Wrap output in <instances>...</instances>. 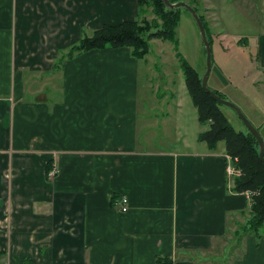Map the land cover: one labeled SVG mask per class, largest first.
<instances>
[{"label":"crops","instance_id":"obj_1","mask_svg":"<svg viewBox=\"0 0 264 264\" xmlns=\"http://www.w3.org/2000/svg\"><path fill=\"white\" fill-rule=\"evenodd\" d=\"M244 3L264 27V0ZM138 16L139 0H0V264H264V235L230 252L251 196L234 191L225 142L199 140L197 109L196 141L181 119L184 141L151 146L141 58L111 46L66 56L83 34ZM256 33L254 84L264 86ZM234 44L233 59L251 46L249 36ZM176 93L166 118L185 113Z\"/></svg>","mask_w":264,"mask_h":264},{"label":"rangeland","instance_id":"obj_2","mask_svg":"<svg viewBox=\"0 0 264 264\" xmlns=\"http://www.w3.org/2000/svg\"><path fill=\"white\" fill-rule=\"evenodd\" d=\"M184 1L194 2L196 7L200 8L212 36L213 65L208 80L209 87L222 93L225 99L237 104L254 124H259L258 118L264 117V86L254 84L259 76L256 75V67L253 66L254 60L252 58L253 54L254 57L256 54V43L253 38L256 36V32L264 27L260 24L257 25L258 23L248 17V13L252 14L253 10L250 9L249 5H245L244 0ZM226 5L227 10H224L222 7ZM208 7L212 9L210 12ZM139 19L149 24H154L155 21L160 23L154 7L148 3L142 6ZM248 36L251 46L245 50L239 49L238 54L241 55L237 58L235 56L234 59L230 57L229 54L232 49L230 52L226 51L225 45L230 44V47H233L236 45L234 44L236 40ZM177 38L178 49H175V44L169 40L152 38L149 40V52L141 58L140 96L143 104L147 105L141 108V116H144V113L149 115V111L152 115L149 123L152 127L142 139L147 144L149 142L151 146L164 148L177 145L181 140L184 141L185 139H182L181 134L175 128L181 119L187 120L186 132L184 133L186 138L190 142L196 141L193 128V115L196 113V107L188 94L177 50L188 59L203 78L207 70L206 47L195 18L185 7L182 8L181 20L177 27ZM221 68L228 77L230 74L233 76L229 77L232 84H218V78L215 74L219 73L218 71L221 73ZM158 91L160 92L159 95L157 94ZM180 91L184 96L185 113L166 118L165 113L172 114L175 112V108L172 106L173 100L170 101V99L177 97L176 92ZM222 109L237 129H245L243 122L232 108L222 106ZM165 125L168 127L166 128ZM203 126V131L210 129L209 123ZM223 144L224 141H221L218 145L221 147ZM238 230L233 232V237H227V239L235 241V233Z\"/></svg>","mask_w":264,"mask_h":264},{"label":"trees","instance_id":"obj_3","mask_svg":"<svg viewBox=\"0 0 264 264\" xmlns=\"http://www.w3.org/2000/svg\"><path fill=\"white\" fill-rule=\"evenodd\" d=\"M170 1L177 2L180 0ZM146 3L154 7L160 23L155 21L154 24H149L139 19L142 6ZM190 4L198 11L204 22L210 43H212V36L205 16L194 2H190ZM182 8L168 7L164 0H139V16L136 19L124 21L117 25H104L91 34H83L80 41L70 47L66 56H72L85 50L111 46L115 48L129 47L134 56L143 58L149 52V40L152 38L169 40L175 44V49H178L177 27L181 20ZM246 38L241 37L239 42H246ZM177 56L187 90L197 109L199 120L202 125L210 124L209 130L200 132L199 140L205 141L211 149L216 148L219 142H225L226 153L231 157L236 168V174L233 176L234 191L248 192L251 196L250 216L235 233L236 243L230 249V252L233 253L246 235H257L258 237L264 235V161L259 155V142L245 125V129L235 127L222 109V106L225 105L218 102L203 88L199 71L178 50ZM214 91L225 98L222 93ZM256 127L262 134L260 127ZM262 136L264 138L263 134Z\"/></svg>","mask_w":264,"mask_h":264},{"label":"water","instance_id":"obj_4","mask_svg":"<svg viewBox=\"0 0 264 264\" xmlns=\"http://www.w3.org/2000/svg\"><path fill=\"white\" fill-rule=\"evenodd\" d=\"M164 2L168 7H185V8H187L189 10V12L192 14V16L195 18V20H196V22L200 28L202 39H203V42H204L205 47H206L207 70L205 72L204 77L202 78L203 88L207 92H209L218 102L222 103L225 106L232 108L237 113V115L239 116L241 121L244 123V125L247 127V129L250 132H252L255 135V137L257 138V140L259 142V155H260V158L264 161V138H263L262 134L260 133V131L255 126V124L247 117V115L244 113V111L237 104H235L234 102H232L230 100H227V99L221 97L214 90H212L208 85V80H209V77H210V74L212 71V65H213L212 46H211L210 40L208 38L204 22L201 19L198 11L195 9V7L193 5H191L190 3H188L184 0H180L177 2H171L170 0H164Z\"/></svg>","mask_w":264,"mask_h":264},{"label":"built area","instance_id":"obj_5","mask_svg":"<svg viewBox=\"0 0 264 264\" xmlns=\"http://www.w3.org/2000/svg\"><path fill=\"white\" fill-rule=\"evenodd\" d=\"M228 158H229V162L227 164V172L230 176H234L236 174V168L232 163L231 157L228 156ZM51 172L56 173V171H51ZM115 203L117 204L119 209L122 211H127L129 208V203H128V199L126 196H122V197L117 198Z\"/></svg>","mask_w":264,"mask_h":264}]
</instances>
